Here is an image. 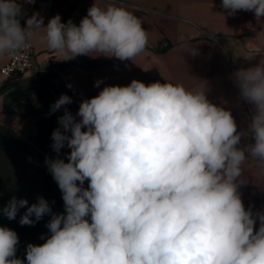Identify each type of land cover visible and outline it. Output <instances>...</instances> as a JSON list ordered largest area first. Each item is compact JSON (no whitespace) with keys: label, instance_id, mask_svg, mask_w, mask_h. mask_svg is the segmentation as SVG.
<instances>
[{"label":"clouds","instance_id":"clouds-1","mask_svg":"<svg viewBox=\"0 0 264 264\" xmlns=\"http://www.w3.org/2000/svg\"><path fill=\"white\" fill-rule=\"evenodd\" d=\"M221 7L229 15L253 12L264 27V0H222ZM24 16L20 0H0V56L28 48L37 35L62 60L84 55L134 62L149 43L142 19L115 3L95 0L79 26L61 22L59 14L44 26L34 12L22 27ZM181 47L198 54L186 41ZM233 79L253 106L247 155L264 165V58L236 70ZM70 103L62 94L50 114ZM76 116L65 109L58 119L63 132L52 133L57 154L65 145L71 150L68 162L45 161L65 213L53 214L39 197L19 221L34 225L51 214L50 236L27 245V264H264V211L246 209L238 191L245 133L230 110L210 102L204 90L133 79L83 100ZM27 205L13 197L0 211L12 220ZM18 242L14 230L0 227V264H25L16 258Z\"/></svg>","mask_w":264,"mask_h":264},{"label":"crops","instance_id":"crops-1","mask_svg":"<svg viewBox=\"0 0 264 264\" xmlns=\"http://www.w3.org/2000/svg\"><path fill=\"white\" fill-rule=\"evenodd\" d=\"M94 2L48 0L41 15L44 26L57 14L61 22L71 20L79 26ZM96 3L100 6L115 3L140 17L142 26L149 31L146 50L134 62L84 55L62 60L64 57L50 50L37 35L32 39L33 75L21 81L47 82L56 100L62 94L68 95L72 103L62 109H67L77 120L83 100L97 96L106 86H127L133 79L146 85L171 82L204 90L210 102L231 111L238 131L245 133L240 147L247 155V145L254 142L252 134L247 132L253 106L240 97L233 73L239 68L254 67L264 58V34H260L264 27L257 23L254 13L237 11L229 15L221 7L222 0H96ZM21 26L26 23L21 22ZM185 41L198 49L197 55L182 51ZM251 55L255 56L244 58ZM8 59L7 54L0 56V68ZM97 80L103 81L99 87L95 86ZM14 82L17 81L0 71V91L8 90ZM241 179L244 183L238 191L245 208H251L254 214L264 211V165L247 155ZM258 228L257 219L255 229Z\"/></svg>","mask_w":264,"mask_h":264},{"label":"rangeland","instance_id":"rangeland-1","mask_svg":"<svg viewBox=\"0 0 264 264\" xmlns=\"http://www.w3.org/2000/svg\"><path fill=\"white\" fill-rule=\"evenodd\" d=\"M20 2L26 11V16L20 22L26 23V19L34 12L40 16L43 14L48 0H35L34 4L24 0ZM55 101L54 93L45 81L19 80L0 93V210L13 197L28 201L27 206L18 210L15 219L9 220L0 211V227H7L17 233L19 242L16 258L25 264L27 245L45 242L50 236L46 225L51 219V214H48L34 225L22 226L19 221L27 207L43 197L53 214L65 213L62 192L45 162L46 157L68 162L70 153L66 145L59 154L52 147L53 131L60 128L63 132L58 119L65 111L61 108L50 114ZM83 187H88L86 181ZM42 235L45 239H41Z\"/></svg>","mask_w":264,"mask_h":264},{"label":"built area","instance_id":"built-area-1","mask_svg":"<svg viewBox=\"0 0 264 264\" xmlns=\"http://www.w3.org/2000/svg\"><path fill=\"white\" fill-rule=\"evenodd\" d=\"M34 44L31 41L28 48L9 55L8 61L1 66L0 71L13 81L33 75Z\"/></svg>","mask_w":264,"mask_h":264},{"label":"trees","instance_id":"trees-1","mask_svg":"<svg viewBox=\"0 0 264 264\" xmlns=\"http://www.w3.org/2000/svg\"><path fill=\"white\" fill-rule=\"evenodd\" d=\"M1 91H3V90H1ZM1 91H0V93H1Z\"/></svg>","mask_w":264,"mask_h":264}]
</instances>
